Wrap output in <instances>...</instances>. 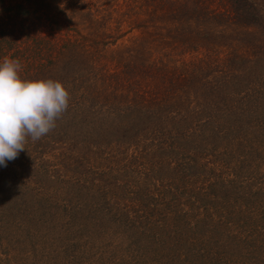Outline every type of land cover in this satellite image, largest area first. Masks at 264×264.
<instances>
[{
    "label": "trees",
    "instance_id": "trees-1",
    "mask_svg": "<svg viewBox=\"0 0 264 264\" xmlns=\"http://www.w3.org/2000/svg\"><path fill=\"white\" fill-rule=\"evenodd\" d=\"M5 57L71 99L0 166V264H264V0H0Z\"/></svg>",
    "mask_w": 264,
    "mask_h": 264
},
{
    "label": "clouds",
    "instance_id": "clouds-1",
    "mask_svg": "<svg viewBox=\"0 0 264 264\" xmlns=\"http://www.w3.org/2000/svg\"><path fill=\"white\" fill-rule=\"evenodd\" d=\"M22 69L18 58L0 61V166L15 160L29 138L35 142L50 133L71 99L61 80L27 79Z\"/></svg>",
    "mask_w": 264,
    "mask_h": 264
},
{
    "label": "rangeland",
    "instance_id": "rangeland-1",
    "mask_svg": "<svg viewBox=\"0 0 264 264\" xmlns=\"http://www.w3.org/2000/svg\"><path fill=\"white\" fill-rule=\"evenodd\" d=\"M99 175V174H98ZM98 175L96 177H98Z\"/></svg>",
    "mask_w": 264,
    "mask_h": 264
}]
</instances>
